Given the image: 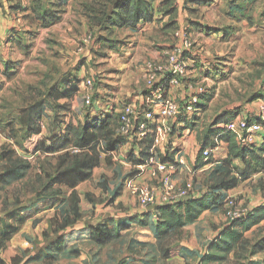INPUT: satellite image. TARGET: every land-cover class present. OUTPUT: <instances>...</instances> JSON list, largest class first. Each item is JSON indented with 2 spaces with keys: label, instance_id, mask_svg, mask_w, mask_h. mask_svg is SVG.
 Instances as JSON below:
<instances>
[{
  "label": "rangeland",
  "instance_id": "1",
  "mask_svg": "<svg viewBox=\"0 0 264 264\" xmlns=\"http://www.w3.org/2000/svg\"><path fill=\"white\" fill-rule=\"evenodd\" d=\"M15 1V7L8 10L12 14L11 25L7 24L9 31L5 52L9 69L4 77H0V174L9 166L10 159L16 158L28 160L31 169L22 182L10 187L0 184V259L6 264H120L137 255L141 259L131 260L142 264H201L202 253L211 241L219 237L217 230L230 224L226 218L229 200H233L236 210L248 212L264 203V172L246 183L242 182L230 197L218 200L211 194L218 204L206 215L205 223L200 227L201 249H195L192 256L186 255L185 262L182 255L170 262L161 260L155 246L157 239L153 240L152 225L147 229L133 230L106 247L83 243L66 249L65 254L53 260L49 255L53 254L51 244L56 237L50 233L49 218L33 221L23 213L47 199L56 200L53 202L56 205L55 214L63 213L70 209L72 191L65 186L57 187L61 195L51 196L52 191L43 189L48 182L47 175L54 172L58 156H46L40 152L33 155L23 151L19 146L25 133L21 122L32 107L42 110L39 127L41 137L45 139L65 133L70 124L93 123L97 112L85 104L83 92L86 81L96 78L92 74L107 71L113 66L106 63L111 54L122 57L129 49L140 53V63L164 64L166 54L177 45L175 33L180 30H183L180 32L189 44L184 53L186 72H193L196 78L191 80L204 89L199 102L206 106H200L202 114L194 121L195 126L191 125L195 134L192 142L196 141L200 146L202 140L213 137L212 125L225 122L233 114L251 122L258 121L264 105V0H211L213 4L217 3L213 8L209 6L212 3L210 0H198L207 1L203 4L189 1L186 2L188 19L182 25L175 22L168 29H163L166 30V33H160L163 37L154 29L151 34H143L142 39H135L133 30L129 28L107 23L103 26V22L97 26V19H102L104 11L111 14L118 0H74L69 4L70 0ZM0 9L3 16H7V11ZM36 10L39 15L47 11V23L56 17L63 20L59 24L45 26L37 19L38 14H34ZM169 16V21L178 17L177 13ZM89 34L94 36L93 43L85 42ZM145 37L151 40L149 46L141 42ZM146 48L156 52L159 58L145 56ZM88 55L91 62L86 59ZM80 71L85 75L80 77ZM71 76H76L73 85ZM140 83L144 87L143 76ZM185 94L183 99L187 97ZM223 124L219 126L223 127ZM190 135L187 134L186 138ZM101 160L92 178L76 189L82 218L91 216L93 219L98 215L94 225L101 220L109 221L110 214H123L127 210L110 205L122 193L123 184L119 182V176L127 172L126 166L114 161V152L102 153ZM206 177L202 174L199 178V192L207 187ZM107 207H110V213L103 211ZM216 216L218 224L215 223ZM43 220L46 222L41 223ZM193 232L183 230L171 243L197 247ZM45 233L49 234L47 238ZM244 234L248 243L262 240L264 225ZM250 254V248L240 251L237 256L230 253L223 264H264V252L255 256Z\"/></svg>",
  "mask_w": 264,
  "mask_h": 264
},
{
  "label": "trees",
  "instance_id": "2",
  "mask_svg": "<svg viewBox=\"0 0 264 264\" xmlns=\"http://www.w3.org/2000/svg\"><path fill=\"white\" fill-rule=\"evenodd\" d=\"M154 1L118 0L115 2L111 14L104 11L101 16L102 19H97V22H95L97 26H100L103 22V26H105L106 23L109 24L115 21L116 26L131 29H135L140 23L150 24L154 21V10L152 9V2ZM204 2L206 3L207 1ZM162 4L166 14L175 13V0H163ZM236 10L239 11L240 9ZM35 13L38 14L37 19L42 21L45 26H52L61 20V17H56L55 19H50L47 23L45 22L48 16L47 11L41 15H39L37 10L34 11ZM114 17L118 18V20H114ZM174 24L171 22L170 26ZM181 105L182 113L178 117L179 119L186 112L185 104ZM200 106L206 108L200 102L195 105L192 117L187 122L190 129L192 124L195 126L194 121L199 119V115L202 114ZM119 115L115 113L109 115L97 114L93 123L85 121V123L78 125L70 124L65 133L49 139L41 137L39 120L42 118V110H39V108L36 110L35 107H32L29 110V114L22 118L21 123L25 133L19 143L20 148L33 155L40 152L46 156H58L57 165L53 169L54 172L47 175L48 182L43 189L52 191L51 196L61 195L60 188L57 187L65 186L72 191L69 197L70 209H66L63 213L57 212L49 221L50 233L56 237V241L51 244L53 254L49 255L53 260L67 252L63 235L66 231L74 229L82 218L79 212L80 199L76 193L77 187L92 178L95 169L101 165L102 153L115 152L118 145L125 141L119 135ZM237 118L238 115L233 114L225 120L226 123L220 121L212 125L211 134L213 137H207L206 141L202 140L200 142L198 161L202 165L211 162V160L207 163L203 162V152L206 148L215 146L216 140L223 142L229 152L228 157L215 167L208 176L206 193L199 196L193 195L189 197V200L180 203L157 206L154 210L156 220L153 224L146 218L147 216L142 220L133 219L131 221V223L143 228L152 224L154 235L157 239V249L163 260H169L180 255H194L193 251L180 243L172 244L171 240L180 236L188 224L197 221L206 211L211 210L218 204V201H215L212 195H215L220 200V197H224L228 191L237 189L242 182H247L254 176L264 172V143L261 146L248 147L240 144L233 133L226 131L225 125ZM220 123H224V127H220ZM172 135H175L174 126ZM150 144V140L136 144L141 151L138 158H135L133 154L131 155L130 161L134 165L142 166L146 164L149 158L148 150L150 149ZM70 149H78L80 152L71 153ZM236 160L240 161L239 166L235 165ZM162 161L165 162L164 158H162ZM30 169L31 164L28 160L22 158L10 159L9 166L0 174V184L10 187L13 184L22 182L27 177ZM263 221L264 203L250 211L247 217L230 221V224L222 228L219 237L214 240L207 252L200 258L201 264H223L227 261L230 253H234L237 256L240 251H245L246 248L251 249V256L263 253L264 238L251 244L245 240L244 234L245 231H250ZM130 227V224L116 223L115 221H108L104 228L92 226L90 227L91 241L100 247L109 246L120 240L122 233L129 230ZM44 236L47 238L49 234L45 233ZM0 264H6V261L0 259Z\"/></svg>",
  "mask_w": 264,
  "mask_h": 264
},
{
  "label": "crops",
  "instance_id": "3",
  "mask_svg": "<svg viewBox=\"0 0 264 264\" xmlns=\"http://www.w3.org/2000/svg\"><path fill=\"white\" fill-rule=\"evenodd\" d=\"M71 1L73 2L74 0H70L68 4L71 3ZM162 1L163 0H155L154 2H152V9L154 10V21L152 23L150 24L140 23L135 29L129 28L133 30L134 32L133 36L135 39L136 38L142 39L141 36H143V34L144 36L148 35L149 33L151 34L154 29H157L159 31V34L162 32L166 33V30H163V29L165 28L168 29V27H170L171 22L173 23L180 22V25H182V23H184V20L188 19V10L186 8V2H189V1L193 2L192 0H175L174 10H175V14L177 13L178 17L177 16L176 17L178 19L176 18V20L174 21H169L170 16L166 14ZM14 2L16 1L15 0L14 1L13 0H0V8H3L5 11H7L5 12L7 16L4 17L3 16L4 14H2V11L0 9V12H1L0 13V77L1 76L4 77V73L9 69V67L6 66L5 52L7 50L6 47L8 45V41H7L8 31H9L8 27L11 25V22H12V14L8 10L15 7ZM193 3L196 4V2H193ZM209 6L210 8L216 7L217 3L213 4L212 2ZM159 11H163V12L160 13ZM3 17L7 20H5ZM62 20L63 18H61L60 22ZM114 20H118V18L116 19V17H114ZM191 21L195 22L193 19H191ZM60 22L56 24H59ZM7 24H9V26ZM109 24L114 25L115 21L110 22ZM4 26L6 27L8 26V27L6 28ZM180 31L183 32V30H180ZM180 31L175 33V39L177 40V43H176L177 45H175V47L181 46L184 41L183 33H181ZM160 37H163V35L160 34ZM141 42L144 43L145 46H149V44H151V40L149 37H145L143 40H141ZM170 46H168V48H170ZM145 52H146L145 56L147 57L149 56V58H159V55L157 56L155 54L156 52L152 50L150 52L146 48ZM153 54L155 55V57ZM86 57H88L86 58L87 61L91 62V57L89 55ZM110 57L111 58L108 61H106V63L109 64L110 66L112 64L113 66L111 68H108L107 71L105 70L100 71V72L97 71L96 74H92L96 76V78H93L94 82H96L95 84L96 96H94L95 101L93 102V105H92L93 110L96 111L97 114L109 115V114L115 113L119 115L121 110L126 104L132 103V104L139 105V106L147 105L150 101V95H149V91H148L149 89L147 88L146 83L144 84V87L142 83H140V78L142 76L145 78V75H143L145 74V63H140V60H141L140 53L133 49H129L126 53L123 54L122 57H120L119 54H111ZM83 70L85 71L86 69L84 68ZM114 70L118 72L117 75L114 74L115 73ZM190 74L192 75L190 76ZM84 75L85 73L83 71H80V77ZM75 77L76 76L74 77L71 76L72 85H73V82L75 81ZM193 78H196L194 73L191 71L188 72L186 80H184L181 85L172 87L169 91V95L178 103L183 104L186 98L184 97L183 99V96L185 93L187 94V97L189 95H195V91L193 89H189L187 85L191 84L197 88L199 87V84H196L195 82L191 80ZM81 86H84V85L81 84ZM83 92L86 93V87L83 89ZM179 92H181V94H179ZM182 116L183 117H181L180 119L177 118V120L173 122L174 130H175V135L173 136L174 145H172L169 148L168 155L164 158V160L173 161L177 157L178 154L183 155L185 157L186 159L185 166L180 168L177 174L173 177L172 182L176 185L182 186L186 182L193 181L195 191H196L195 196H199V195L204 194L205 191H207L205 189V191L199 192V189H200L199 186H200V181H201L199 178L202 176V174H206L207 176L206 179H207L210 173L214 170V168L220 165L221 162L228 157L229 152H228V148L226 147V145L223 142H221L222 145L220 146L219 150L212 155L211 157L212 159L211 158L209 159L211 160V162L209 164L202 165V163L198 161L200 146H197L196 141L192 142L193 137L195 135L193 134L194 130L188 128V124H187V122L192 117V114L190 115L188 112H185L184 115ZM237 119H239V117ZM187 134H191L190 137L186 138ZM263 143H264V132L261 133L260 136L258 137V141L256 145L261 146ZM131 146L132 145L129 144L127 141H124L120 145H118L117 150L114 152V161L116 163L118 162L126 166L127 172L124 175L121 174L119 176V182L123 184L122 193L118 194L116 199L114 201H111L110 205L120 206L122 209L125 208L128 211L126 210L125 213L123 214L120 213L118 215L110 214L108 218H109V221L114 220L116 223H127L131 225L129 230L122 233V236H125L128 233H131L133 230H137L138 228L143 230V229H147L150 227L149 226V227L143 228L136 224H133L131 223L133 219L142 220L145 216H147L146 218H148L152 224L156 220V215L154 213V210L142 209L138 205L137 200L131 195L130 190H129V185L131 183L151 186L156 191L157 196H158L157 206H161L160 200H159V197L161 194L159 185L156 181L150 178L149 168H143V167L140 168V166H136L130 161V158L132 155ZM197 152H198V155L196 156ZM134 157L137 158L136 156ZM235 165L239 166L240 161L236 160ZM130 170H132V172L129 174ZM128 174L130 176H128ZM244 183H246V181ZM233 191L234 190L228 191L227 193H225V198L232 196L231 194ZM55 201H56L55 199H47L44 201H40L35 206H33L32 209L27 210L23 214L26 216V218L33 219V221H36L38 219H45V217H48L49 218L48 222H49L54 217L55 212H56V205H54L53 203ZM213 209L214 207L211 210L206 211L197 221L191 224H188L183 229V230L189 229V230L194 231L192 234L194 235L193 241L196 242L195 246H197V247L190 248L188 246L183 245L184 247H187L189 250L193 252L195 249H201L202 241L199 239L201 238L200 234L202 233L201 231L202 228L200 229V227L203 225V223H205L204 220L206 218V215L212 212ZM110 210H111L110 207H107V208H104L103 211L105 213H110ZM97 219H98V215H95L93 219L91 218V216H87V217L84 216L83 218H81V220L78 222V224L76 225L74 229H70L66 231L63 235L65 249H70L73 247L75 248V247L82 245L83 243H88V244L92 243L90 227L101 226L104 228L108 223V221L102 222L101 220L94 225ZM87 220H89L88 221L89 223L88 222L86 223ZM43 222H46V221L43 220L41 223ZM218 222H219V218L216 216L215 223L218 224ZM263 225H264V221L255 227H259V226L261 227ZM211 229H212L211 226H209L208 230L211 231ZM221 230H217L218 233H220ZM203 234H206V232H203ZM153 238H154L153 240L156 241V237H154V235H153ZM200 242H201V246L199 245ZM213 242L211 241V244L209 243L210 245L207 246L205 252L202 253V256L207 252V249L212 245ZM151 246L152 245H150V247ZM155 246L157 245L155 244ZM137 254L140 255V253H137ZM182 256L184 257L183 261L185 262L186 260L185 258L187 257L186 255H182ZM83 258L84 257L80 259H83ZM131 259L139 260L141 259V257L137 255H135L134 257H128V259L123 260V262L120 264H132V263L142 264L141 262L132 261ZM173 259L175 258L166 260V262H170ZM161 260L163 259L161 258ZM116 264H119V262H116Z\"/></svg>",
  "mask_w": 264,
  "mask_h": 264
},
{
  "label": "built area",
  "instance_id": "4",
  "mask_svg": "<svg viewBox=\"0 0 264 264\" xmlns=\"http://www.w3.org/2000/svg\"><path fill=\"white\" fill-rule=\"evenodd\" d=\"M94 36L89 34L86 37V43H93ZM189 47L186 39L181 46L175 47L174 50L166 54L164 64L148 62L145 65V83L149 89L150 101L147 105L139 106L135 104H126L120 112L119 135L131 144V152L137 158L139 152L137 143L147 140L151 141L149 158L146 164L140 168H149L150 178L159 185L161 194L159 197L160 204H176L196 194L193 181L186 182L179 186L174 184L173 177L181 167L185 166L186 159L183 155H177L173 161H162L168 155L169 148L173 144V122L182 113V105L175 101L169 91L172 87L182 84L187 77L184 53ZM189 84V83H188ZM94 81H86L85 104L93 105L95 96ZM189 89L195 91V95H189L185 98V110L190 115L194 107L199 103L200 96L204 93L201 87L187 85ZM229 133H233L238 142L245 146H255L258 137L264 131V105L261 108L259 120L251 122L245 118L233 120L225 125ZM136 142V144H134ZM221 142L216 140V145L209 147L203 152L204 162H208L212 155L217 152ZM71 153H79L78 149H70ZM131 195L137 200L138 205L148 210L158 204L156 191L149 185H139L131 183L129 185ZM226 218L229 221L241 220L248 215V211L236 210L233 200H229ZM136 264V263H132Z\"/></svg>",
  "mask_w": 264,
  "mask_h": 264
},
{
  "label": "water",
  "instance_id": "5",
  "mask_svg": "<svg viewBox=\"0 0 264 264\" xmlns=\"http://www.w3.org/2000/svg\"><path fill=\"white\" fill-rule=\"evenodd\" d=\"M190 198H187V199H185V201H187V200H189ZM157 208V206H153V207H151V208H149V210H155Z\"/></svg>",
  "mask_w": 264,
  "mask_h": 264
}]
</instances>
